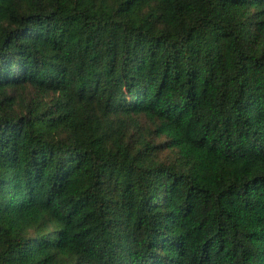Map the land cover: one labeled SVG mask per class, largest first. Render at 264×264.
Returning <instances> with one entry per match:
<instances>
[{
	"label": "trees",
	"instance_id": "trees-1",
	"mask_svg": "<svg viewBox=\"0 0 264 264\" xmlns=\"http://www.w3.org/2000/svg\"><path fill=\"white\" fill-rule=\"evenodd\" d=\"M0 264H264V0H0Z\"/></svg>",
	"mask_w": 264,
	"mask_h": 264
},
{
	"label": "rangeland",
	"instance_id": "rangeland-1",
	"mask_svg": "<svg viewBox=\"0 0 264 264\" xmlns=\"http://www.w3.org/2000/svg\"><path fill=\"white\" fill-rule=\"evenodd\" d=\"M144 121V120H143Z\"/></svg>",
	"mask_w": 264,
	"mask_h": 264
}]
</instances>
